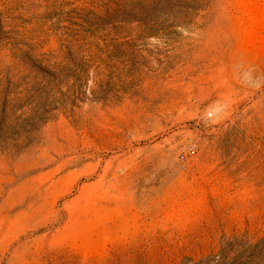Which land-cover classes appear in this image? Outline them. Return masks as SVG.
<instances>
[{"label": "rangeland", "instance_id": "obj_1", "mask_svg": "<svg viewBox=\"0 0 264 264\" xmlns=\"http://www.w3.org/2000/svg\"><path fill=\"white\" fill-rule=\"evenodd\" d=\"M0 264H264V0H0Z\"/></svg>", "mask_w": 264, "mask_h": 264}]
</instances>
